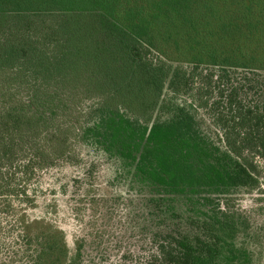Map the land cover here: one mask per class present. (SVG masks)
<instances>
[{"label":"trees","instance_id":"obj_1","mask_svg":"<svg viewBox=\"0 0 264 264\" xmlns=\"http://www.w3.org/2000/svg\"><path fill=\"white\" fill-rule=\"evenodd\" d=\"M50 13L58 36L36 38ZM179 59H192L183 87ZM165 86L170 114L123 112L145 115ZM92 94L95 116L80 123L74 108ZM71 132L140 196L136 224L115 233L93 215L73 253L64 230L13 203L29 199L36 169L68 159ZM261 183L264 0H0V264H254L236 213L207 200Z\"/></svg>","mask_w":264,"mask_h":264},{"label":"rangeland","instance_id":"obj_2","mask_svg":"<svg viewBox=\"0 0 264 264\" xmlns=\"http://www.w3.org/2000/svg\"><path fill=\"white\" fill-rule=\"evenodd\" d=\"M230 1L228 0V2ZM232 8L230 6V10ZM240 9L243 7L237 10ZM58 19L60 17L53 13L38 16L32 33L41 40L44 38L40 37L45 35L46 37L50 35V38L57 37L58 32L54 22ZM45 31V35L41 36V32ZM219 40L221 41V38ZM145 56L154 62L157 53L152 50L147 52ZM179 62H182L180 64L184 66L183 69L179 70L181 73L180 87H183L184 76H188L187 72L191 68L192 59L184 61L179 59ZM79 66L81 65L78 63ZM172 74L168 73L170 76ZM195 82H198V79H195ZM168 91L165 86L162 96L153 103L145 115L141 114V116L140 113L136 115L133 111L122 110L132 119L138 117L144 122L152 123V121L170 114L168 106H164L165 100L162 99ZM86 98L84 101H79V106L74 108L75 117L79 118L80 123L91 121V117L95 116L93 106L97 103L93 102H98V97L92 94V98ZM109 110L111 109L104 111ZM198 112L200 118L209 121L202 109ZM69 135L70 140L65 146L66 152H70L68 159L61 157L51 165L42 167V170L36 169L37 172L40 171L39 177L37 181L28 186L29 199L21 202L14 200L13 203L19 204L29 220H45L44 222H52L64 230L68 248L73 253L75 238L92 231L88 220L93 215L99 214L101 216L100 221L97 222L99 227L106 228L110 225L111 232L118 233L117 223L122 221L121 226H123L125 223L130 225L133 222L132 220L129 221L127 212H130L131 208H138L139 199L137 198L140 196L136 192L137 189L129 186L126 176L115 158L96 147L77 142L73 132ZM119 194L124 197L128 195L126 197L128 199L117 198ZM96 197L98 199L103 198L98 202V205L90 200ZM207 201L208 206H220L224 211L236 213L239 220L236 243L250 250L254 264H264V183L255 188L237 187L232 189L230 193H220L215 198L210 197ZM177 202L179 206L184 207L181 201ZM136 222L132 224L134 225ZM176 222L183 224L184 219L177 218ZM13 236L9 239L10 245ZM116 257L111 256L110 262L112 264H114ZM13 264L20 263L16 261Z\"/></svg>","mask_w":264,"mask_h":264}]
</instances>
